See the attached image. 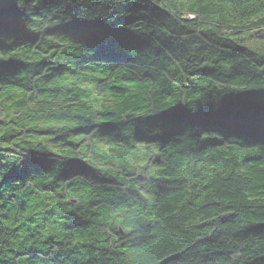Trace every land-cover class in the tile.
<instances>
[{
  "label": "trees",
  "instance_id": "obj_1",
  "mask_svg": "<svg viewBox=\"0 0 264 264\" xmlns=\"http://www.w3.org/2000/svg\"><path fill=\"white\" fill-rule=\"evenodd\" d=\"M20 6L0 264H264V0Z\"/></svg>",
  "mask_w": 264,
  "mask_h": 264
},
{
  "label": "water",
  "instance_id": "obj_2",
  "mask_svg": "<svg viewBox=\"0 0 264 264\" xmlns=\"http://www.w3.org/2000/svg\"><path fill=\"white\" fill-rule=\"evenodd\" d=\"M21 0H0V25L7 24L20 12Z\"/></svg>",
  "mask_w": 264,
  "mask_h": 264
},
{
  "label": "rangeland",
  "instance_id": "obj_3",
  "mask_svg": "<svg viewBox=\"0 0 264 264\" xmlns=\"http://www.w3.org/2000/svg\"><path fill=\"white\" fill-rule=\"evenodd\" d=\"M4 25V24H3ZM3 114L0 113V117L2 116Z\"/></svg>",
  "mask_w": 264,
  "mask_h": 264
}]
</instances>
